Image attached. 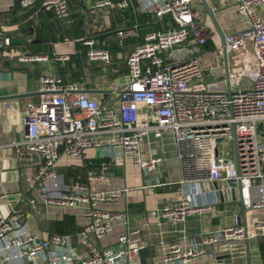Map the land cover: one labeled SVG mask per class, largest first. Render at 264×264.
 I'll use <instances>...</instances> for the list:
<instances>
[{"label":"built area","instance_id":"1","mask_svg":"<svg viewBox=\"0 0 264 264\" xmlns=\"http://www.w3.org/2000/svg\"><path fill=\"white\" fill-rule=\"evenodd\" d=\"M71 0H22L24 7L38 4V11L52 12L61 21L71 22ZM91 11L110 6L124 8L129 0H92ZM140 7L157 15L171 13L178 27L150 31L145 42L127 56L126 79L121 83L119 107L106 105L100 96L82 90L75 82L43 75L38 84L39 99L24 107L26 128L22 139L15 141L20 160H35L34 186L38 202L48 206L83 207L88 222L86 231L102 239L114 228L124 211L104 206L127 195L128 187L90 189L83 185L64 186L57 172L61 155H86L90 148L110 146L119 150L115 163L126 158L142 169H154L159 157L146 158L143 141L148 133L161 137L170 131L177 147L180 183H213L235 181L242 184L247 206L264 207V0H236L242 26L225 35L230 54H242L237 65L228 68L232 91L204 86L202 60L192 57L168 64L166 53L193 41L205 45L217 31L202 20L193 8V0H137ZM8 26L0 21V54L19 61L35 62L49 58L45 53L11 50ZM119 35L126 31L119 30ZM30 41L32 38L29 39ZM65 40H70L65 37ZM85 44L90 60L110 61V52L97 46L93 37L77 38ZM218 50L223 54L222 43ZM69 54H57L60 60ZM103 167V171L107 170ZM256 186L261 199L251 201V188ZM187 189V188H186ZM215 189L201 191L202 202L191 197L198 191H188L179 200L163 204L153 215L172 223H182L193 213L213 212L218 199H207ZM5 197V195H0ZM206 197V198H205ZM14 209L10 215L0 210V254L6 258H36L44 253L48 264H143L140 251L143 243L139 230H127L119 235L120 249L100 245L85 238V255L73 245L69 234L29 232ZM264 236V223L226 225L222 228L189 235L186 232L169 241L160 240L165 264H188L207 256L215 263V251L223 245L243 243ZM234 264V263H233ZM236 264V263H235ZM237 264H247L246 260Z\"/></svg>","mask_w":264,"mask_h":264},{"label":"crops","instance_id":"2","mask_svg":"<svg viewBox=\"0 0 264 264\" xmlns=\"http://www.w3.org/2000/svg\"><path fill=\"white\" fill-rule=\"evenodd\" d=\"M199 2L200 0H193V8L200 12L204 22L216 30L208 12L196 7ZM92 4V0H71V22H64L51 12H31L30 7L22 5V0L18 9H15V0H0V21L8 26L7 35L12 42L11 50L49 55L47 60L24 62L0 54V195H5L0 197V210L4 215H10L14 209L18 210L20 220L29 232L43 233L47 237L56 233L51 231L50 224L53 220H60L65 214H71L79 229L67 234L72 237L73 245L80 253L85 252V238H91L100 245L120 249L123 245L118 240L119 235L127 230L138 229V237L144 245L140 251L142 263L165 264L160 240L169 241L184 232L194 235L236 224V216L240 212L238 202L227 200L217 203L213 212L188 215L182 223H172L153 215V211L158 207L173 203L188 193V189L180 183L177 147L170 131L164 132L161 137L148 133L143 141L144 156L160 158L158 165L151 170L138 167L129 158L123 163H115L114 157L119 150L110 146L90 148L86 155L79 158L67 154L59 158L57 172L64 186L83 185L97 190L125 186L129 188L127 195L104 205L124 211L125 215L116 220L113 230L102 239H96L92 233L84 230L89 219L83 207L48 206L42 202L32 207L29 203L30 198H38L33 180L36 161L20 160L14 143L22 139L26 131L23 122L25 104L39 99L37 89L40 78L46 74L60 77L62 71L67 70L68 64L71 63V67L77 70L81 68L82 76L72 80L67 71L66 83L75 82L81 87L91 89L89 93L100 96L106 105L117 110L118 89L126 79L128 69L125 60L129 53L145 42L148 32L178 27L171 13L157 15L145 11L137 0H130L131 6H105L95 13L91 11ZM215 15L225 34L242 26L243 19L237 11L236 0H220V8L215 11ZM39 30L47 39L34 43ZM119 30L126 31V35H119ZM65 37L70 40H65ZM83 37H93L97 46L109 49L110 61L90 60L87 55L88 47L82 41L76 40ZM209 40L211 48L187 41L171 49L166 53V63L176 64L199 57L203 64L204 86L227 90L228 77L224 55L218 50L222 37L217 31L215 38ZM173 51L179 54L174 57ZM62 52L68 53L69 59H58L57 54ZM80 55H83L84 59L81 60V65L77 66L72 59L81 58ZM242 56L240 53L230 54L228 67L231 69L237 65ZM85 159L90 163L98 161L100 164L88 170L84 180L67 181L63 169L70 165H83ZM104 166L108 168L103 171ZM225 189L229 188H220L224 191ZM250 197L252 202L261 199L256 186L251 188ZM247 219L251 220L249 212ZM263 239L264 236L260 235L250 240L252 264H264L259 248L260 240ZM213 263V259L202 256L188 264ZM0 264H48V261L43 252L34 259L27 256L6 258L0 254Z\"/></svg>","mask_w":264,"mask_h":264},{"label":"water","instance_id":"3","mask_svg":"<svg viewBox=\"0 0 264 264\" xmlns=\"http://www.w3.org/2000/svg\"><path fill=\"white\" fill-rule=\"evenodd\" d=\"M210 1V3H209ZM199 9H205L209 16L211 17L216 30L220 33L222 37V45H223V54L226 66V73L228 76V53L225 46V32L222 30L216 15L215 11L220 8V0H200V2L196 5ZM179 53L176 54V51H173L172 55L176 57ZM82 90L89 91L91 89L84 88ZM99 91H105L104 89H96ZM227 91L230 93L232 91L229 80H227ZM229 188L224 190H220V188ZM188 191H198V194L191 197L192 200L197 202H202L204 196L201 191L204 189H215V191L207 196V199H218V203L230 200L232 202L236 201L239 203L240 212L237 214L236 219L238 224H242L245 228H247L248 223H264V207L256 208L253 206H247L244 202V196L242 192V184L240 182H235L232 180L229 181H216L213 183H201L197 184H188L186 186ZM206 198V197H205ZM250 214L251 220L248 221L247 214ZM246 260L247 264H252L251 260V247L250 240L246 235V238L243 243L232 244V245H223L219 249L215 251V263L213 264H233L238 261Z\"/></svg>","mask_w":264,"mask_h":264},{"label":"trees","instance_id":"4","mask_svg":"<svg viewBox=\"0 0 264 264\" xmlns=\"http://www.w3.org/2000/svg\"><path fill=\"white\" fill-rule=\"evenodd\" d=\"M16 1V6L15 9L20 8L21 5V0H15ZM130 1V0H129ZM129 6H131L129 4ZM31 8V12L34 10H38V4L34 5ZM42 12V11H41ZM45 13H50L47 11H43ZM52 13V12H51ZM63 37V35H62ZM46 36L44 35V33L39 30L36 34V42L34 43H38V42H44L46 41ZM206 47L211 48V40H208L205 44ZM81 56V55H80ZM84 59V56L82 55L81 58L80 57H76L75 59H72V62H75L77 66L81 65V60ZM69 71V78L72 80H76L78 78H80L82 75V70L81 68H79L78 70L71 67V63L68 64V69L67 70H63L62 73L60 74V77L62 78L63 82L66 83L67 80L65 79L66 75L65 72ZM100 162L98 161H93L92 163H90L89 160L85 159L83 165H70L68 167H65L64 170V174L66 176V180L67 181H72V180H78V181H82L85 179L86 173L88 172V170H91L93 167L99 165ZM51 231L52 232H56V233H60V234H67V233H71V232H75L79 229V227L76 226L75 224V219L74 216H72L71 214H65L64 217L60 220H53L51 222ZM259 248H260V252L262 254V259L264 261V239L260 240L259 243Z\"/></svg>","mask_w":264,"mask_h":264}]
</instances>
